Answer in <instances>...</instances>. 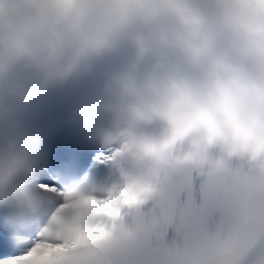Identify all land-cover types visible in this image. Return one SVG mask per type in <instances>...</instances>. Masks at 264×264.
<instances>
[{
  "label": "clouds",
  "instance_id": "9594fccd",
  "mask_svg": "<svg viewBox=\"0 0 264 264\" xmlns=\"http://www.w3.org/2000/svg\"><path fill=\"white\" fill-rule=\"evenodd\" d=\"M85 85L65 123L117 166L264 163V0H0V208L42 217L53 243L87 238L91 213L37 188L48 133L29 119ZM58 180L82 195L94 182Z\"/></svg>",
  "mask_w": 264,
  "mask_h": 264
},
{
  "label": "snow or ice",
  "instance_id": "6c2138e0",
  "mask_svg": "<svg viewBox=\"0 0 264 264\" xmlns=\"http://www.w3.org/2000/svg\"><path fill=\"white\" fill-rule=\"evenodd\" d=\"M82 174L94 181L89 194L64 192L58 178ZM37 181L63 199L59 209H90L78 226L87 238L53 243L42 217L20 226L0 208V264H264V163L127 169L99 152L86 171L48 163Z\"/></svg>",
  "mask_w": 264,
  "mask_h": 264
}]
</instances>
